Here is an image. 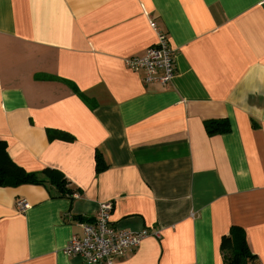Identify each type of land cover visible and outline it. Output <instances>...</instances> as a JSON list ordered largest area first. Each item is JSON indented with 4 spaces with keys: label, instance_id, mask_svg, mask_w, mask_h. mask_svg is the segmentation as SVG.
Wrapping results in <instances>:
<instances>
[{
    "label": "crops",
    "instance_id": "0c3cea01",
    "mask_svg": "<svg viewBox=\"0 0 264 264\" xmlns=\"http://www.w3.org/2000/svg\"><path fill=\"white\" fill-rule=\"evenodd\" d=\"M150 20L165 90L124 64L156 44ZM0 141L71 191L0 187V264H85L64 250L106 202L117 229L161 234L114 264H227L233 228L264 264V0H0Z\"/></svg>",
    "mask_w": 264,
    "mask_h": 264
},
{
    "label": "built area",
    "instance_id": "2783aa9c",
    "mask_svg": "<svg viewBox=\"0 0 264 264\" xmlns=\"http://www.w3.org/2000/svg\"><path fill=\"white\" fill-rule=\"evenodd\" d=\"M150 27L157 33V42L145 54L124 60L125 66L143 74L145 85H157L167 89L176 76L175 54L167 34L159 31L156 22L150 20ZM31 207L27 200H18L16 208L20 212ZM113 205H100L93 221L83 224L81 235L72 237L64 253L69 257H79L85 264H114L128 251L137 249L143 241L153 236L160 238L159 231L144 230L133 232L119 230L113 226Z\"/></svg>",
    "mask_w": 264,
    "mask_h": 264
},
{
    "label": "trees",
    "instance_id": "16d2710c",
    "mask_svg": "<svg viewBox=\"0 0 264 264\" xmlns=\"http://www.w3.org/2000/svg\"><path fill=\"white\" fill-rule=\"evenodd\" d=\"M209 134L226 133L231 130L228 121L213 120L205 124ZM52 137V136H51ZM57 138L71 141L72 138L58 134ZM108 166L100 152L96 156V170L100 174ZM22 185H37L49 188L54 186L60 194L71 193L67 190V180L62 172L55 169H47L42 174L28 172L17 165L8 153L7 143L0 141V187L16 188ZM225 260L227 264H259L256 257L251 254L248 248L246 236L243 230L233 228L230 235L225 237L222 242Z\"/></svg>",
    "mask_w": 264,
    "mask_h": 264
}]
</instances>
